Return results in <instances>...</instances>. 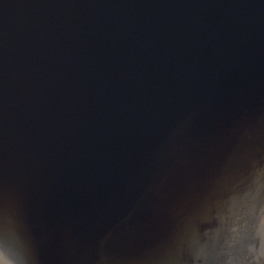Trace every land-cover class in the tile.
I'll return each instance as SVG.
<instances>
[{"label":"water","instance_id":"obj_1","mask_svg":"<svg viewBox=\"0 0 264 264\" xmlns=\"http://www.w3.org/2000/svg\"><path fill=\"white\" fill-rule=\"evenodd\" d=\"M0 264H264V0H0Z\"/></svg>","mask_w":264,"mask_h":264}]
</instances>
